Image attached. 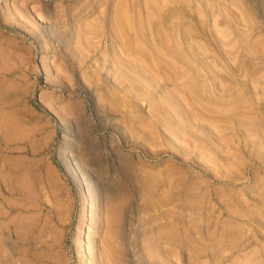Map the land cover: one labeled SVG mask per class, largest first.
<instances>
[{"label": "rangeland", "instance_id": "374dc122", "mask_svg": "<svg viewBox=\"0 0 264 264\" xmlns=\"http://www.w3.org/2000/svg\"><path fill=\"white\" fill-rule=\"evenodd\" d=\"M155 1L0 0V264H264V0Z\"/></svg>", "mask_w": 264, "mask_h": 264}, {"label": "bare ground", "instance_id": "6f19581e", "mask_svg": "<svg viewBox=\"0 0 264 264\" xmlns=\"http://www.w3.org/2000/svg\"><path fill=\"white\" fill-rule=\"evenodd\" d=\"M149 1H150V0H149ZM151 1H152V0H151ZM156 1H157V0H156ZM156 1H155V3H157ZM164 1H165V0H164ZM146 2H147V4H148V1H146ZM162 2H163V1H162ZM155 3H154V4H155ZM150 4H151V3H150ZM157 4L159 5V3H157ZM157 4H155V7H156V6L158 7ZM151 5H152V4H151ZM152 6H153V5H152ZM147 7H148V5H147ZM157 7H156V8H157ZM149 8H150V7H149ZM156 8H154V9H156ZM121 9H122V8H121ZM151 9H152V8H151ZM158 10H159V9H158ZM151 11H152V10H151ZM156 11H157V9H156ZM125 12H126V11H125ZM153 12H154V11H153ZM119 14L121 15V13H119ZM152 14H153V13H152ZM148 15H149V14H148ZM155 15H156V14H155ZM123 17H125V16H123ZM148 20L150 21L149 18H148ZM151 20H152V19H151ZM175 20H176V19H175ZM141 21H142V20H141ZM146 21H147V20H146ZM150 22H151V21H150ZM148 23H149V22H148ZM148 23H147V24H148ZM120 24H121V23H120ZM143 24H144V22H143ZM151 24H152V23H151ZM155 24H156V23H155ZM170 24H171V22H170ZM160 25H161V24H160ZM128 26H129V25H128ZM142 26H144V25H142ZM138 27H139V26H138ZM144 27H145V26H144ZM159 27H160V26H159ZM122 28H123L122 30L125 29L124 26H123V24H122ZM155 28H156V27H155ZM160 29H161V28H160ZM141 30H142V27H141ZM162 31H164V30H162ZM157 32H158V31H157ZM188 33H189V32H188ZM124 34H125V33H124ZM162 34H163V33H162ZM164 35H165V33H164ZM187 35H188V34H187ZM159 36H160V35H159ZM165 36H166V35H165ZM157 37H158V36H157ZM158 39H159V38H158ZM165 42H166V40H165ZM154 43H155V42H154ZM181 44H182V43H181ZM161 45H162V44H161ZM165 45H166V44H165ZM127 47H128V46H127ZM129 47H130V46H129ZM185 48H186V47H185ZM161 50H162V49H161ZM159 51H160V50H159ZM154 52H155V51H154ZM160 52H162V51H160ZM135 53H136V52H135ZM162 54H164V53H162ZM164 55H165V54H164ZM167 55H168V54H167ZM167 55H166V56H167ZM171 55H172V54H170V56H171ZM135 56H136V55H135ZM171 57H172V56H171ZM171 57H169V58H171ZM165 61H166V60H165ZM165 61H164V62H165ZM166 62H167V61H166ZM175 64H176V62L174 63V65H175ZM174 65H173V66H174ZM180 67H181V66H180ZM167 69H168V68H167ZM172 70H173V69H172ZM181 70H182V69H181ZM186 70L188 71V69H186ZM175 71H176V70H175ZM187 71H186V72H187ZM156 72H157V71H156ZM179 75H181V74H179ZM144 76H145V75H144ZM185 77H186V76H185ZM151 79H152V78H151ZM188 80H189V79H188ZM188 80H187V82H188ZM150 81H151V80H150ZM185 85H186V84H185ZM181 91H182V90H181ZM189 91H190V90H189ZM192 92H193V91H192ZM184 93H185V92H184ZM193 93H194V92H193ZM204 102H205V101H204ZM220 104H221V103H220ZM227 104H229V103H227ZM219 108H220V107H219ZM222 108H224V107H222ZM222 108H221V109H222ZM229 108H230V107H229ZM229 108H228V110H229ZM230 109H232V108H230ZM224 112H225V111H224ZM88 210H89V209H88ZM85 212H86V211H85ZM87 212H88V211H87ZM260 217H261V216H260ZM130 225H131V224H130ZM89 234H90V233H89ZM238 236H240V235H238ZM245 259H246V258H245ZM253 260H254V259H253ZM251 262H252V261H251ZM247 264H249V263H247ZM251 264H252V263H251Z\"/></svg>", "mask_w": 264, "mask_h": 264}]
</instances>
